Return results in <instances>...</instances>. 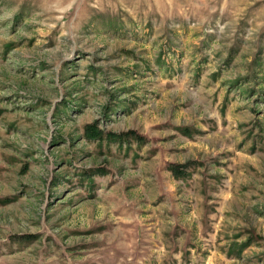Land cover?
Here are the masks:
<instances>
[{"label": "rangeland", "instance_id": "rangeland-1", "mask_svg": "<svg viewBox=\"0 0 264 264\" xmlns=\"http://www.w3.org/2000/svg\"><path fill=\"white\" fill-rule=\"evenodd\" d=\"M0 264H264V0H0Z\"/></svg>", "mask_w": 264, "mask_h": 264}, {"label": "trees", "instance_id": "trees-1", "mask_svg": "<svg viewBox=\"0 0 264 264\" xmlns=\"http://www.w3.org/2000/svg\"><path fill=\"white\" fill-rule=\"evenodd\" d=\"M85 132L87 133V136H94L95 135V133H93V131L90 129V127H86Z\"/></svg>", "mask_w": 264, "mask_h": 264}]
</instances>
